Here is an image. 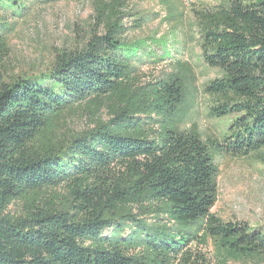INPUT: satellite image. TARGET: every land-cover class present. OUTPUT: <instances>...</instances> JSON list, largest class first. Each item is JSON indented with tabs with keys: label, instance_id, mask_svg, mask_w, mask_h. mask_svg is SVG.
Returning a JSON list of instances; mask_svg holds the SVG:
<instances>
[{
	"label": "trees",
	"instance_id": "trees-1",
	"mask_svg": "<svg viewBox=\"0 0 264 264\" xmlns=\"http://www.w3.org/2000/svg\"><path fill=\"white\" fill-rule=\"evenodd\" d=\"M122 8L115 0L102 11L104 33L56 53L45 74L0 78V264H194L196 238L165 219L203 221L197 242L222 260L264 262L263 230L210 214L216 157L264 149V0L195 12L202 61L220 72L205 87L215 101L209 115L229 119L219 140L180 129L176 79L119 94L142 52L123 40ZM151 112L170 128L154 129ZM76 113L93 127L61 132ZM13 201L21 212H8Z\"/></svg>",
	"mask_w": 264,
	"mask_h": 264
},
{
	"label": "rangeland",
	"instance_id": "rangeland-1",
	"mask_svg": "<svg viewBox=\"0 0 264 264\" xmlns=\"http://www.w3.org/2000/svg\"><path fill=\"white\" fill-rule=\"evenodd\" d=\"M114 1L64 0L45 5L37 0H0V29L7 49L5 54L0 53V78L45 74L56 53L75 48L93 32L104 33L101 13H106ZM224 1L123 0V40L142 52L135 59L133 73L122 80L119 94L129 95L137 88L143 93L176 79L184 94L180 113L186 111L180 129L194 125L204 138L219 140L229 119L209 115L215 101L206 94L205 87L220 72L202 61L195 12ZM164 115H148L150 125L159 133L171 126ZM65 121L60 129L64 133L93 127L80 113L68 115ZM216 164L217 191L210 214L221 221L244 223L264 231V149L248 157L219 156ZM21 209V201H13L8 212L17 214ZM143 220L147 225L154 221L151 216ZM166 221L172 231L190 233L199 241L203 221L184 227ZM197 241L190 245L194 264H264L222 260L209 241L205 245Z\"/></svg>",
	"mask_w": 264,
	"mask_h": 264
}]
</instances>
